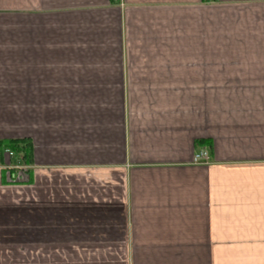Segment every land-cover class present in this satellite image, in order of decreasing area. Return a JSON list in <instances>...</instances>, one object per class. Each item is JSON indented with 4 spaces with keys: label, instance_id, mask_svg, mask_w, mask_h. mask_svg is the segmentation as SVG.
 <instances>
[{
    "label": "crops",
    "instance_id": "obj_1",
    "mask_svg": "<svg viewBox=\"0 0 264 264\" xmlns=\"http://www.w3.org/2000/svg\"><path fill=\"white\" fill-rule=\"evenodd\" d=\"M22 138L0 264H264V0H0Z\"/></svg>",
    "mask_w": 264,
    "mask_h": 264
},
{
    "label": "trees",
    "instance_id": "obj_2",
    "mask_svg": "<svg viewBox=\"0 0 264 264\" xmlns=\"http://www.w3.org/2000/svg\"><path fill=\"white\" fill-rule=\"evenodd\" d=\"M0 151H10L12 155L23 164L26 163L27 158L29 157V151L24 138L15 140H1Z\"/></svg>",
    "mask_w": 264,
    "mask_h": 264
},
{
    "label": "built area",
    "instance_id": "obj_3",
    "mask_svg": "<svg viewBox=\"0 0 264 264\" xmlns=\"http://www.w3.org/2000/svg\"><path fill=\"white\" fill-rule=\"evenodd\" d=\"M9 156H12V153L9 151H6ZM193 162L199 163V164H205L208 162V155L206 152H197L193 155Z\"/></svg>",
    "mask_w": 264,
    "mask_h": 264
},
{
    "label": "rangeland",
    "instance_id": "obj_4",
    "mask_svg": "<svg viewBox=\"0 0 264 264\" xmlns=\"http://www.w3.org/2000/svg\"><path fill=\"white\" fill-rule=\"evenodd\" d=\"M17 173L15 174V179L19 182H25L26 179V171L24 164L18 165V168L16 169ZM12 180V179H11Z\"/></svg>",
    "mask_w": 264,
    "mask_h": 264
}]
</instances>
